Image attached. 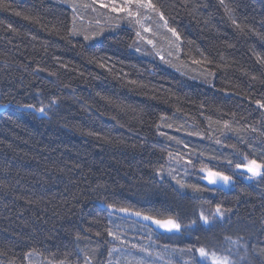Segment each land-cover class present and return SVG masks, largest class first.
I'll return each mask as SVG.
<instances>
[{
    "label": "trees",
    "instance_id": "trees-1",
    "mask_svg": "<svg viewBox=\"0 0 264 264\" xmlns=\"http://www.w3.org/2000/svg\"><path fill=\"white\" fill-rule=\"evenodd\" d=\"M102 2L0 0V264H264V0Z\"/></svg>",
    "mask_w": 264,
    "mask_h": 264
},
{
    "label": "snow or ice",
    "instance_id": "snow-or-ice-1",
    "mask_svg": "<svg viewBox=\"0 0 264 264\" xmlns=\"http://www.w3.org/2000/svg\"><path fill=\"white\" fill-rule=\"evenodd\" d=\"M101 2V6H105L103 5V2L102 0H100ZM135 4L137 7L139 8H147V9H150L152 11H156L159 13L161 19H163V13L162 12H159V9L156 8L155 5L152 4L151 0H124V5L123 7H118L116 4H115V0H113V4H112V11H125L127 13V15L129 17L131 16H135L137 15V13H134L131 11V5ZM0 7H6V5H3L2 3H0ZM19 15V13H17ZM146 31L148 29H145ZM169 31H171L173 33V35H177V38L178 37V34H176V31L175 29H169ZM88 37H85V39H87ZM149 43H151V41H149ZM257 104H259V106L261 108H264V103H261L260 101H256ZM30 108H34L36 111H38L39 113H44L45 112V109L43 107H40V108H35V106H28ZM246 159V158H245ZM244 167L246 168V170L252 174V176H260L264 173L261 172V169H264V164H258L255 160H251V161H247V163L243 164V165H240V164H237L236 167L237 168H240V167ZM206 178L208 180V182L210 184H217V183H223L225 185H228L232 182L233 180V177L232 176H229V175H226L225 173L223 172H220V171H212V170H208L207 171V175H206ZM251 178V177H250ZM178 183H180L178 181ZM182 187L184 185H181ZM199 190V189H197ZM109 207H113L112 205H109ZM118 211L120 212H129L130 209L128 208H119ZM134 215L136 216H141V213L140 212H134L133 213ZM224 213L221 211V206L220 205H217L216 208H215V213H210L208 216H206L203 212L200 213V216L199 218L205 223V224H209L211 223V220L209 219V216H212L213 219L217 218V217H223ZM143 219L145 220H151L153 223H155L156 225H158L159 227L169 231V232H172V231H180L181 229V224L176 220V219H173V218H168V219H164V220H160V219H155L154 217H151V216H143ZM109 235L113 236L114 239H117L119 240L120 237L114 233H112L111 231H109L108 233ZM97 235H99V233H97ZM133 247H136L135 245H133ZM146 251V250H145ZM189 251H191V249H189ZM198 252H199V256L200 257H208L209 255H211L212 257V264H231V262L229 261V258L226 257V256H217L215 252H209L207 251L204 247H201L198 249ZM131 264V262H130Z\"/></svg>",
    "mask_w": 264,
    "mask_h": 264
},
{
    "label": "rangeland",
    "instance_id": "rangeland-1",
    "mask_svg": "<svg viewBox=\"0 0 264 264\" xmlns=\"http://www.w3.org/2000/svg\"><path fill=\"white\" fill-rule=\"evenodd\" d=\"M134 6H135V10H136L135 13H137V15H138V14H145V13H147V12H148V14H150V9H147V8H139V7H137L135 4H134ZM154 12H155V11H154ZM154 17H155L156 19H158V15L156 14V12H155V14H154ZM162 31H164V30H162ZM162 31H161V32H162ZM262 170H263V169H261V172H262ZM207 171H208V169H205V170H203V171L201 172V174L203 175L204 182L207 183L209 186H216V187H218L219 189H222V190H225V191H229V190L232 188V186H233V182H234L233 180H232V182H231L230 184H228V185H225V184H223V183H217V184H215V185L210 184V183L208 182L207 178H206ZM240 172L244 175V177H248V178H250L251 173H249V172L246 170V168L241 169ZM146 225L149 226L150 228H152L153 230H157L158 232H164V233H168V232H169V231H167V230H165V229L159 227L158 225H156L155 223H153L152 221H149V220H146ZM197 258H198V260H199V262H200L201 264H212V257H211V255H209L208 257H200V256H199V252H197Z\"/></svg>",
    "mask_w": 264,
    "mask_h": 264
},
{
    "label": "bare ground",
    "instance_id": "bare-ground-1",
    "mask_svg": "<svg viewBox=\"0 0 264 264\" xmlns=\"http://www.w3.org/2000/svg\"><path fill=\"white\" fill-rule=\"evenodd\" d=\"M143 32H144V33H145V32L150 33L149 30H147V31L144 30ZM158 37L160 38V36H158ZM155 44H157L156 40L153 41L152 43H148L147 45H148V47L153 48V47L155 46ZM137 46H138V45H136V49H137V50H136L135 48H131L130 51H131V52H133V51H135V52L138 51V50H139V47H137ZM211 187L218 188V187H216V186H211ZM218 189H219V188H218ZM121 213H124V214H125V212H121ZM123 216H124V215H123Z\"/></svg>",
    "mask_w": 264,
    "mask_h": 264
},
{
    "label": "water",
    "instance_id": "water-1",
    "mask_svg": "<svg viewBox=\"0 0 264 264\" xmlns=\"http://www.w3.org/2000/svg\"><path fill=\"white\" fill-rule=\"evenodd\" d=\"M251 176H252V174H251ZM261 176V175H260ZM260 176H254V178H258V177H260ZM253 177V176H252ZM121 215H124V213H121Z\"/></svg>",
    "mask_w": 264,
    "mask_h": 264
}]
</instances>
